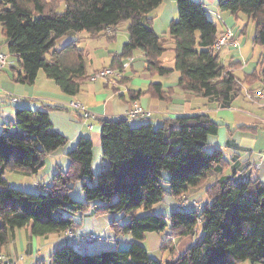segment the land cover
Here are the masks:
<instances>
[{"label":"trees","instance_id":"trees-1","mask_svg":"<svg viewBox=\"0 0 264 264\" xmlns=\"http://www.w3.org/2000/svg\"><path fill=\"white\" fill-rule=\"evenodd\" d=\"M163 1L0 0V27L9 53L19 56L23 70L18 81L34 84L42 71L64 93L79 94L83 82L91 77L86 53L75 42L57 49L58 41L72 32L96 38L127 24L129 39L117 60L141 51L151 75L178 71L184 93L216 99L227 108L241 95L244 84L264 82V57L260 70L247 80L234 74L238 63L221 62L220 51L212 46L222 33L202 1L176 0L178 19L171 21L166 39L157 36L153 12ZM63 4L65 9L59 12ZM219 4L222 13L236 19L243 15L254 22L253 44L264 50V0H219ZM169 50L175 52L174 68L161 60ZM248 91L264 92V87ZM148 93L165 97L160 84H153ZM16 125V131L6 129L0 135V255L20 229L30 227L34 237L60 236L68 230L75 234L85 216L110 215L114 237H132L128 249L86 254L78 245L61 243L49 260L35 264H264L262 182L219 179L206 187L210 202L205 207L190 205L189 212L176 209L170 217L151 213L166 195L181 202L190 189L203 186L211 172L225 167L222 150L209 148L220 128L209 115L168 118L158 127L153 123L134 126L126 117L104 120L105 169L93 173V141L82 136L67 152V171L57 172L50 186L36 193L11 187L6 173H38L47 157L68 145V139L53 129L47 111L18 109ZM167 171L171 173L168 179ZM78 183H82L84 202L72 197ZM139 212H145L143 217ZM199 226L204 232L201 241L173 260L151 258L144 245L150 233L168 229L174 240H182L194 235Z\"/></svg>","mask_w":264,"mask_h":264},{"label":"crops","instance_id":"crops-1","mask_svg":"<svg viewBox=\"0 0 264 264\" xmlns=\"http://www.w3.org/2000/svg\"><path fill=\"white\" fill-rule=\"evenodd\" d=\"M198 1L204 3L209 18L211 20L215 18L219 23V32L223 34L229 29L232 30L234 35L233 43L220 51L221 62L225 65L238 63L239 65L235 69L234 74L241 80H247L248 76L260 70L264 59V50L262 48L259 52L258 64L251 65L256 58L257 46L253 44V41H250L251 45L246 49L247 41L241 39L246 17L236 19L230 13H222L219 0ZM153 14L155 15L153 21L154 32L157 36L166 39L169 35L171 21L176 20L177 16H179L176 0H164ZM237 20L239 23H237ZM241 23L243 24L242 26H240ZM67 37L70 39L68 44L75 42L79 48L85 51L89 75L102 68H112L120 72V76L94 82L87 80L83 82L79 94L75 96L64 93L56 82L48 78L42 71L38 73L34 84L22 83L18 81L19 76L23 73L20 58L9 53L5 34L0 27V52L5 53L9 61V64L3 70H0V135L5 133L6 129L12 132L17 130L18 109H30L34 112L38 110L47 111L50 115L53 129L68 139V145L47 157L43 169L36 173L41 174L43 177L41 181L43 184L39 181L33 183L34 187L39 189V191H41V187L46 189V187L50 186L57 172L67 171L70 165L67 152L75 146L78 139L82 136L89 137L93 141V173L97 175L103 171L107 164L103 160L101 149L102 121L126 117V113L133 105V102H137L150 113L148 117H137L130 120L134 126L153 123L154 126L158 127L165 119L199 113L209 115L220 124L217 136L210 139L211 146L209 148L218 147L222 150L226 159L225 167H223V170L217 168L211 172L203 186L190 189L185 196V200H183L189 205L196 203L198 205L197 209L205 207L210 202L206 187L214 184L219 179L232 178L236 181L252 180L264 183V109L258 103L248 99L245 94L248 88L264 87V82L257 81L252 86L244 84V90L241 93L243 95L242 100L235 99L232 106L223 108L222 104L216 99L184 93L179 86L180 73L178 71H174L167 76L151 75L145 69L146 62L141 51H135L131 58L117 60L116 56L122 54L123 46L129 39L127 24H121L116 30L109 29L105 34L96 38L90 37L86 32H72L60 40ZM225 51H228L226 54H233L232 58L234 59L229 64L226 61L228 60L227 57L225 59L223 57ZM164 56L165 53L161 58L162 62L166 66L174 68L175 63L167 65ZM153 84L161 85L162 92L165 93L164 99H159L152 93H148ZM131 91H141L142 94L138 95V97L132 95ZM73 99H77L90 110L93 118L85 119L81 112L70 108L69 102ZM223 128L225 132L221 139L220 132ZM96 154L99 155L98 164L95 163ZM95 167L98 168L97 171ZM11 172L23 176L35 175L19 170ZM166 178L168 179L169 175ZM7 181L9 183L8 179ZM202 192H205L208 198V202L205 204L197 200V197ZM178 204L179 201L177 199L166 195L163 202L153 207L151 213L165 215L170 209L173 213L177 209ZM171 214L165 216L170 217ZM104 228L108 234L106 235L108 236L106 242L95 244V240L89 244H78L64 241L62 244L78 245L81 252L86 254L121 249V240L125 244L124 248L127 249L131 245L133 239L130 235L115 238L110 225ZM75 234L78 236H102L100 230L95 228L87 229L82 233L77 231ZM203 235L204 232L201 236L197 229V232L192 236L182 240H174V237L169 234L167 229L161 234H148L144 245L151 258L167 262L173 260L174 256L185 253L192 245L200 242ZM170 236L173 239H169ZM59 237V235L40 237L47 241L44 249H41L44 240L34 237L31 234L30 227L20 229L16 232L13 241L0 255L4 257L0 264H25L27 258L31 260L30 264H35L39 260H49L52 254L62 245L59 242ZM101 238L97 240H101ZM22 242L25 243L24 254L26 256L20 253L19 245ZM37 243L41 246L38 251H36ZM45 249L49 250L50 255L48 257V252L47 257L43 258ZM240 264L253 263L243 261Z\"/></svg>","mask_w":264,"mask_h":264},{"label":"rangeland","instance_id":"rangeland-1","mask_svg":"<svg viewBox=\"0 0 264 264\" xmlns=\"http://www.w3.org/2000/svg\"><path fill=\"white\" fill-rule=\"evenodd\" d=\"M64 9H65V6L63 4V5H61L59 12H62ZM178 17L179 16H177L176 20L178 19ZM239 18L243 19L245 17L243 15H240ZM213 19H214L215 24H217L220 27V25L216 21V19L215 18H213ZM237 23H239V21ZM243 23H244V21H243ZM242 25L243 24L241 23L240 26H242ZM122 27H124V26H122ZM244 28L246 29V31L243 32V36L241 37V39L244 40V41H247V44L248 45H247L246 49H248L250 47V45H251L250 41H253L254 36H255V33H256L255 24H254L253 21H250V20L248 21V18H245ZM120 33H121V31H120ZM69 41H70V39H68V37L60 40L58 42V44H57V49H60V48H62L64 46H66L69 43ZM261 50H262V47H260V46H257L256 47V52H255L256 58L253 60V62L251 63V65L258 64V60H259V56L258 55H259V52ZM227 52L228 51H225V53H223V57H224V59L227 57L228 60H226V61H228L227 63L229 64V62L232 59H234V58H232L233 54H226ZM164 60L166 61L165 63L167 65H170V63H171V65H173L175 63V61H174L175 60V53H174V51H172V50L167 51L165 53ZM102 69H105V68H102ZM102 69H100V70H102ZM100 70H98V71H100ZM239 75H241V74H239ZM100 80H103V79H100ZM243 90H244V88H243ZM242 96L243 95L238 96L237 100H242ZM193 98H196V97H193ZM224 132H225L224 131V128L221 129V132H220V135H221L220 138L221 139L223 138L222 136H223ZM98 162H99V155L96 154L95 163L98 164ZM95 169H96V171L98 170V168H96V167H95ZM165 174H166V177L169 174V178H170V174H171L170 172L167 171V172H165ZM6 178L9 180V185L11 187L16 188V189H20V190H23V191H27V192L33 191V193H36L38 191V189L36 187H34V184H33L35 181H39L40 183L43 184V182H41L42 181V178H43L41 174H35V175H31V176H23V175H19L17 173H13V172H10L9 171V172L6 173ZM72 197L76 201H80V202L86 201V197H85V194L83 192L82 184L81 183L76 184V186L74 187V190L72 191ZM197 200L200 201V203H204V204L207 203L208 202V198H207L205 192L200 193V195L197 197ZM171 213H172V210L170 209L169 212L167 214H165V215H170ZM144 214H145V212L144 213L143 212H139V216L140 217H143L142 215H144ZM80 218L81 217L79 216L78 219L80 220ZM113 220L114 219L110 215H105V216H102V217H98V216L95 217V216H91V215L89 216L88 215V216H85L84 219H83V223H82L83 224V227L80 228V229H77V231L80 232V233H82V232H85L87 229H90V228L91 229H94V228L95 229H98V230H100V233L102 235V236L101 235L100 236L102 237L103 241L102 240H96L94 243L97 244V243L106 242V239L108 237L106 235H108V234L105 231L106 229L104 227L109 226ZM198 230L200 232V235L202 236V234H203L202 226H199ZM38 239H42L44 241H43V243L41 245L42 247L40 246L39 243H37V245H36V251H38L40 249V247H41V249H44V247H45V245L47 243V241L45 239H43V238H40L39 237ZM120 245H121L120 248L122 250V248L125 247L124 246L125 244H124L123 240H121ZM24 247H25V243L22 242L19 245L20 253L22 255H25L24 254L25 253ZM129 247L130 246H128V248ZM124 249H126V248H124ZM48 252H49L48 249H45L44 250L43 258H46L47 257V253ZM49 255H50V252L48 254V257H49ZM30 262H31V260H28V258L25 260V264H30Z\"/></svg>","mask_w":264,"mask_h":264},{"label":"built area","instance_id":"built-area-1","mask_svg":"<svg viewBox=\"0 0 264 264\" xmlns=\"http://www.w3.org/2000/svg\"><path fill=\"white\" fill-rule=\"evenodd\" d=\"M234 35L232 33V30H227L223 34H221L216 41L214 42L212 49L214 51H221L224 47L229 46L233 43ZM9 64L8 56L5 53L0 52V70H3L7 65ZM115 76H120V72H118L115 69L112 68H105L100 71L95 72L91 75L90 81L94 82L100 79H107ZM246 97L253 102L258 103L263 109H264V92L259 93H250L246 91ZM70 108L73 110L79 111L83 114V117L85 119L93 118V115L90 110H88L80 101L77 99H73L69 102ZM150 116V113L147 112L140 104L137 102H133V105L129 108L128 112L126 113V117L130 120L135 119L137 117H148ZM45 190V188H44ZM189 204L185 201L179 202L177 209L189 212ZM192 207H197L198 205L196 203L191 204ZM61 243H64V241L72 242V243H78V244H89L93 241L100 239L97 235H88V236H78L74 234L71 231H66L59 237ZM169 239H173L172 236H170ZM4 257L0 256V260H3ZM12 264V263H10Z\"/></svg>","mask_w":264,"mask_h":264}]
</instances>
